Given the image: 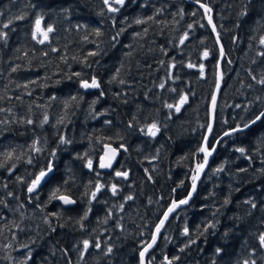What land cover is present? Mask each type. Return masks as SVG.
<instances>
[{
    "label": "trees",
    "instance_id": "trees-1",
    "mask_svg": "<svg viewBox=\"0 0 264 264\" xmlns=\"http://www.w3.org/2000/svg\"><path fill=\"white\" fill-rule=\"evenodd\" d=\"M109 3L118 11L104 0H0V264H141L205 162L219 71L215 156L147 264H264V0ZM37 20L54 29L44 43ZM93 77L100 89L85 92ZM107 144L127 150L100 173Z\"/></svg>",
    "mask_w": 264,
    "mask_h": 264
},
{
    "label": "water",
    "instance_id": "water-1",
    "mask_svg": "<svg viewBox=\"0 0 264 264\" xmlns=\"http://www.w3.org/2000/svg\"><path fill=\"white\" fill-rule=\"evenodd\" d=\"M208 21V24L209 26L212 28L213 30V23L211 21V23H209V20L207 19ZM41 28V26H40ZM214 34L216 35V30H213ZM224 58V51H223V55H222V58H221V62ZM220 62V63H221ZM219 69H220V65H219ZM91 83V82H89ZM83 90L85 92H94L96 90H99V88H84L82 87ZM220 88H221V83H220V71L218 72V85H217V88L214 92V95L213 97H215V104L213 105V98H212V102H211V106H210V112H209V123H210V128H209V131H208V134H207V138L205 140V144H204V148L207 149V140L212 132V129H213V125H214V117H215V111H216V106H217V103H218V100H219V95H220ZM113 149H115V155H114V158L113 157ZM127 149L126 147H121V148H116L115 146L113 145H110V144H107L104 146L103 148V154L102 156L100 157L99 159V162H98V171L100 173H112L114 172L115 168H116V165L119 161V158L121 156V152H125ZM216 150H217V146L212 150V151H208L211 153V155H208L207 156V163L203 164V169L202 171H199L197 172L196 176H198V179L196 180V185H195V190H193V186H192V189H191V192L189 193V195L187 196V198L185 199L187 201V203H180V201H173L172 205L169 207V209H171V211H169V209L165 212V214L162 216L158 226H159V232H157V227L155 229V232H154V236L155 237V243H153V238L151 240V242L149 244L152 245V247L148 248V245L142 250V252H144V258H143V262L141 261V264H147V261H148V256L155 250V248L157 247L158 243H159V239L163 233V230L164 228L166 227V225L168 224V222L182 209H184L185 207H187L191 201L194 199V197L196 196V193H197V190H198V187H199V184L201 182V180L203 179L204 177V174L205 172L207 171L212 159L214 158L215 156V153H216ZM206 156V153L204 152V157ZM109 159H111V167H106V168H102L100 167V163L101 161L103 160V162L107 163L109 161ZM92 168H93V165L91 168L88 167V170L89 171H92ZM53 170H51L49 172V174H47L39 183V185L31 192H35V191H38L43 185L44 183L48 180L49 178V175L52 174ZM117 173V172H116ZM128 173V172H127ZM116 178H122V179H128L129 177V173H128V176L125 178V177H121V176H117L115 174ZM61 196H65V197H69L72 201H74V203H70V204H66L64 203L63 200L59 199V197ZM55 202L57 204H60L62 205L63 207L65 208H73L76 206V201L71 198L70 196L68 195H60L56 198ZM165 216H167V218L165 219ZM161 221H164V223L161 225ZM147 248V251H145V249Z\"/></svg>",
    "mask_w": 264,
    "mask_h": 264
},
{
    "label": "snow or ice",
    "instance_id": "snow-or-ice-1",
    "mask_svg": "<svg viewBox=\"0 0 264 264\" xmlns=\"http://www.w3.org/2000/svg\"><path fill=\"white\" fill-rule=\"evenodd\" d=\"M104 3H105L106 5H108L110 11H112V12H116V11H118L117 8L112 7V5L109 3V0H104ZM115 3H116V4H119V5H122V4L124 3V0H115ZM197 3H199V0H197ZM201 7L204 8V10H205L206 13H210V12H211V9L208 8L207 5H205V4H201ZM19 18L22 19L23 17H19ZM208 20H209V23H211V16L208 17ZM137 23H141V21H137ZM36 24H37V31L40 32V33L42 34V36H43V39H41L39 42H40V43H44V42L48 39V34L51 33L52 31H54V29H53L52 26H48L46 30L41 29V28H40V20H37ZM190 27H191V26H190ZM213 30H215V25H213ZM97 34H99V30H97ZM5 35H6V34H5ZM184 39H187V34L185 35ZM181 43H183V40H181ZM260 43H261V44H264V39H261ZM203 55H204L205 57H207V56L209 55V52H208V51H205V52L203 53ZM221 55H223V49H221ZM260 55L264 56V53H260ZM188 67H195V65L189 64ZM200 67H201V70H203V65H201ZM77 75H79V74H77ZM253 79H255V77H253ZM259 83H260V84H264V79H261V80L259 81ZM82 87H84V88H99V87H100V84H99L98 81L95 79V77H93L91 83H89L88 81H82ZM161 87H163V85H161ZM186 100H187V97H186V96L181 97L180 103L183 104L184 102H186ZM214 104H215V97H213V105H214ZM168 107L171 108V107H173V105H168ZM179 110H180V109H179V106H176V111H179ZM261 118H264V112H261L260 115H258V116L256 117V120H259V119H261ZM47 119H48V118L45 117L44 122H47ZM255 122H256L255 120L252 121V123H255ZM28 123H32V121H28ZM245 127H248V125H245ZM158 131H159V128H158L157 125H155V124H152V125L150 126V128H149V134L152 135V136H155L156 133H157ZM225 135H228V133H225ZM35 150H36V151H40L39 148H36ZM112 151H113V157H112V158H114V155H115V151H116V150L113 149ZM200 151L206 153V156H205V164H206V163H207V156H208V155H211V153L208 152V150H207L206 148H202ZM239 151L243 152L244 149H239ZM29 162H31V161H29ZM87 166H88L89 168L92 167V161H91V160L88 161V165H87ZM100 167H102V168L111 167V159H109V161H108L107 163L103 162V160H102L101 163H100ZM202 169H203V165H197V170H198V172H199V171H202ZM48 171H49V172L51 171V167L48 168ZM218 171H219V169H218ZM46 175H47V172H45V171H41V172L39 173V175L36 177V179H34V180L32 181L31 186H30L29 189H28L29 192L33 191V190L39 185L40 181H41ZM116 175H117V176H121V177H125V178H126V177L128 176V173H127V172H117ZM197 179H198V176H194V177H193V180H192L193 190H195V185H196V180H197ZM100 187H101V186H98V187H97V192L100 190ZM112 192H113L114 194H115V192H116V186H115V185L112 186ZM95 196H96V193L94 192V193L92 194L93 199L95 198ZM59 199L63 200L64 203H66V204L74 203V201H72L69 197L61 196V197H59ZM127 199H132V197H128ZM180 203H182V204H183V203H187V201H186V200H182V201H180ZM253 207H255V205H253ZM169 211H171V209H169ZM166 218H167V216H165V219H166ZM163 223H164V221H161V225H162ZM159 230H160V229H159V226H158V227H157V232H159ZM187 231H188L187 228H185V233H187ZM259 240H260V242H261V245L264 246V234H262V235L259 237ZM153 243H155V237H153ZM83 246H84V249H85V251H86L87 248L89 247V241L85 240V241L83 242ZM95 247L99 248V247H100V244H99V243H96ZM150 247H152L151 244L148 245V248H150ZM111 251H112V249L109 248V249H108V252H111ZM145 251H147V248L145 249ZM219 251H220V249H217V252H219ZM144 254H145L144 252H141V253H140L141 261H142V262H143ZM169 264H171L170 261H169ZM244 264H249V262H248V261H244ZM252 264H255V262L253 261Z\"/></svg>",
    "mask_w": 264,
    "mask_h": 264
},
{
    "label": "rangeland",
    "instance_id": "rangeland-1",
    "mask_svg": "<svg viewBox=\"0 0 264 264\" xmlns=\"http://www.w3.org/2000/svg\"><path fill=\"white\" fill-rule=\"evenodd\" d=\"M43 38L42 34H41V39Z\"/></svg>",
    "mask_w": 264,
    "mask_h": 264
},
{
    "label": "flooded vegetation",
    "instance_id": "flooded-vegetation-1",
    "mask_svg": "<svg viewBox=\"0 0 264 264\" xmlns=\"http://www.w3.org/2000/svg\"><path fill=\"white\" fill-rule=\"evenodd\" d=\"M115 174H116V172H115Z\"/></svg>",
    "mask_w": 264,
    "mask_h": 264
},
{
    "label": "bare ground",
    "instance_id": "bare-ground-1",
    "mask_svg": "<svg viewBox=\"0 0 264 264\" xmlns=\"http://www.w3.org/2000/svg\"><path fill=\"white\" fill-rule=\"evenodd\" d=\"M168 262V261H167Z\"/></svg>",
    "mask_w": 264,
    "mask_h": 264
}]
</instances>
